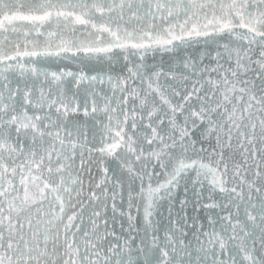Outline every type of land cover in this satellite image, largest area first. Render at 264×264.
<instances>
[{"label":"snow or ice","instance_id":"obj_1","mask_svg":"<svg viewBox=\"0 0 264 264\" xmlns=\"http://www.w3.org/2000/svg\"><path fill=\"white\" fill-rule=\"evenodd\" d=\"M0 264H264V0H0Z\"/></svg>","mask_w":264,"mask_h":264},{"label":"water","instance_id":"obj_2","mask_svg":"<svg viewBox=\"0 0 264 264\" xmlns=\"http://www.w3.org/2000/svg\"><path fill=\"white\" fill-rule=\"evenodd\" d=\"M191 206H189V209H190Z\"/></svg>","mask_w":264,"mask_h":264}]
</instances>
